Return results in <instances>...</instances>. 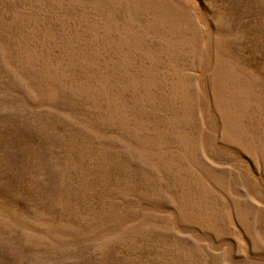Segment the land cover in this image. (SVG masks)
Returning a JSON list of instances; mask_svg holds the SVG:
<instances>
[{"label": "rangeland", "instance_id": "obj_1", "mask_svg": "<svg viewBox=\"0 0 264 264\" xmlns=\"http://www.w3.org/2000/svg\"><path fill=\"white\" fill-rule=\"evenodd\" d=\"M0 264H264V0H0Z\"/></svg>", "mask_w": 264, "mask_h": 264}]
</instances>
